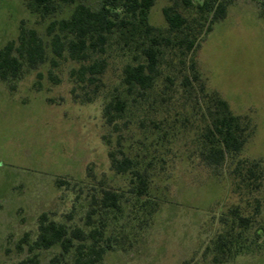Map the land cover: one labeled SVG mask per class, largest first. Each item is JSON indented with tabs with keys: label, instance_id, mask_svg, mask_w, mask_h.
Instances as JSON below:
<instances>
[{
	"label": "rangeland",
	"instance_id": "rangeland-1",
	"mask_svg": "<svg viewBox=\"0 0 264 264\" xmlns=\"http://www.w3.org/2000/svg\"><path fill=\"white\" fill-rule=\"evenodd\" d=\"M98 1L87 4L95 8ZM27 2L0 0V48L15 41L22 27L35 29L47 41L49 20L29 13ZM170 4L157 0L150 12L153 26L165 27L162 9ZM194 59L206 89L248 123L250 133L239 159L260 165L261 188L242 196L233 191L227 166L216 171L200 163L194 154L193 119L182 126V117H177L178 138L150 154L137 142L144 138L136 124L129 130L121 126L122 146L144 165L152 163L150 199L158 206L139 222L143 210L132 206L127 179L110 170L108 150L116 147L118 133L104 124L102 98L90 103L73 98L69 73L78 65L62 61L54 67L48 60L35 69L24 67L12 83L0 81V264H18L24 258L16 244L25 233L35 236L41 213L62 221L71 212L68 224L82 226L86 201L101 190L129 199L123 204L126 218L106 229L117 245L101 264H202L205 249L222 231L219 218L233 208L251 219L245 238L253 245L225 264H264V19L258 3L232 0L225 19L202 38ZM121 67V58L109 61L103 93L118 87ZM137 118L143 115L134 113L129 121ZM128 215L137 218L127 220ZM257 230L259 238H254Z\"/></svg>",
	"mask_w": 264,
	"mask_h": 264
},
{
	"label": "trees",
	"instance_id": "trees-1",
	"mask_svg": "<svg viewBox=\"0 0 264 264\" xmlns=\"http://www.w3.org/2000/svg\"><path fill=\"white\" fill-rule=\"evenodd\" d=\"M87 1L28 0L29 13L49 20L47 41L35 29L20 28L17 39L0 48V81L12 83L24 67L35 69L48 60L54 67L62 61L78 65L69 73L71 95L85 103L102 98L104 124L118 133L116 147L108 150L110 170L127 179L132 206L143 210L139 222L151 216L158 203L150 199L151 161L144 165L121 144L119 132L122 127L129 130L130 124H136V131L147 141L137 142L150 154L178 138L177 117H182V126L193 119L197 125L194 154L200 163L216 171L227 166L234 192L242 196L257 192L263 178L260 165L239 159L249 125L233 115L216 92L206 89L194 59L202 38L225 19L232 0H170L162 9L164 28L150 23L157 0H99L95 8ZM253 1L264 19V0ZM113 57L122 61L118 87L103 93V76ZM134 113L143 118L132 123ZM125 198L109 190L91 194L80 219L82 226L68 224L71 212L62 221L41 213L35 236L25 233L16 244L24 254L18 264H101L117 245L115 236H106V229L110 222L126 218L124 206L129 199ZM135 218L128 215L127 220ZM219 224L222 231L205 249L202 264H225L253 245L245 238L251 219L242 217L237 208L222 215ZM253 237L259 238L258 230ZM48 252L52 254L46 257Z\"/></svg>",
	"mask_w": 264,
	"mask_h": 264
}]
</instances>
